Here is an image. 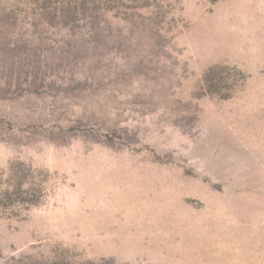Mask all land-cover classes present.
<instances>
[{
  "label": "rangeland",
  "instance_id": "rangeland-1",
  "mask_svg": "<svg viewBox=\"0 0 264 264\" xmlns=\"http://www.w3.org/2000/svg\"><path fill=\"white\" fill-rule=\"evenodd\" d=\"M150 1L3 21L38 85L0 67V168L24 159L52 187L0 215V264H264V0ZM214 64L243 75L227 99L201 93Z\"/></svg>",
  "mask_w": 264,
  "mask_h": 264
},
{
  "label": "trees",
  "instance_id": "trees-1",
  "mask_svg": "<svg viewBox=\"0 0 264 264\" xmlns=\"http://www.w3.org/2000/svg\"><path fill=\"white\" fill-rule=\"evenodd\" d=\"M152 5L153 2L150 0H14L8 6L1 5L0 9H10L7 10L8 13L0 11V47L3 50H0V67L6 68L10 73V79L6 83L7 88L23 84H28L30 87L31 85L37 86L38 83L35 84L34 80L38 79V76L35 67L23 73L26 75L23 77L15 72L13 65L17 62L24 65L35 49L33 51L28 49V45L19 42L13 36L12 31L6 29L7 24L3 22L6 18L13 16L16 19L19 13H26L27 9H40L43 18L55 19L65 25L70 21L87 18L92 14L95 16L96 12H111L115 17L126 19L130 12L134 13L141 9L148 11ZM154 18L156 21L154 29L157 31L164 18L162 14ZM3 27H5L4 30H2ZM12 52H17L18 55H11ZM230 72L234 77L238 76L240 80L243 79L241 72L227 65L214 64L206 68L202 75L201 93L214 94L223 99L229 98L230 95L223 88L229 86L226 85V79ZM43 83L46 85L44 80L41 82L42 86H44ZM82 107L80 105L72 107L73 120H78L80 111L83 110ZM50 179L51 174L45 168L33 166L21 158L10 160L4 169L0 168V215L18 216L22 211L39 205L51 191ZM48 264L55 263L50 261Z\"/></svg>",
  "mask_w": 264,
  "mask_h": 264
}]
</instances>
